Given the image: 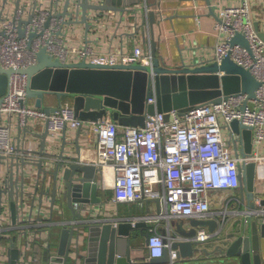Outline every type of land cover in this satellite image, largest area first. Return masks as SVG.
Segmentation results:
<instances>
[{"label":"built area","instance_id":"2783aa9c","mask_svg":"<svg viewBox=\"0 0 264 264\" xmlns=\"http://www.w3.org/2000/svg\"><path fill=\"white\" fill-rule=\"evenodd\" d=\"M65 1L0 0L2 67L14 70L29 68L36 62V53L42 48L66 65L80 61L99 66L133 62L151 64L148 13L154 11L162 19L160 1L139 0L137 5L129 8L138 12L122 14L87 9L88 34H85L84 24L80 23L79 0H68L63 14ZM103 1L88 0V3L102 5ZM211 8L217 19L214 25L216 44L209 59L220 62L229 56L238 65L249 69L261 82L254 98L237 93L220 103L195 105L182 115L171 110L168 120L163 112L146 114V124L142 128L121 127L108 115L97 121H83L75 115L68 102H62L53 113L47 114L30 102L26 74L16 71L9 75L8 88L0 102V264H9L11 241L17 250L13 260L15 264H36L45 251L47 264H64L62 260L54 261L56 255H51L49 242L52 229L58 223L64 224L61 218L54 220L56 211L64 216L59 203L56 201L54 208L50 207L51 179L43 182V175L38 176L36 165L21 166L24 158L32 162L39 157L33 154L39 144V140L34 139L39 138L31 134L41 132L45 127L48 150L54 149L64 129L68 136L79 128L81 135L91 131L96 136L94 147L88 151L93 150V164L101 171L99 188L103 201L96 205H83L81 214L89 223L111 222L117 226L131 217L133 224H147L144 231L147 234L145 260L130 258L128 264H154L150 260L162 257L164 252L168 259L158 264H178L183 259L179 257L178 249L173 248V243L189 241L190 238L179 235L171 220L180 224L189 219H206L214 215L211 210L212 193L240 188L238 165L254 162L255 179L262 178L257 164L264 162V155L259 153L264 142V41L254 25L253 10L248 0L238 5L214 0ZM122 15L123 22L119 25ZM131 16L135 18L129 21ZM142 18L147 28L146 49L138 38ZM126 28L136 32L134 36H127L131 44L122 42L119 47H113L107 41L105 52L97 49L100 44L97 37L103 35L104 30L115 33L121 30L122 38ZM19 30L23 32L22 36ZM80 30L84 31L82 35H79ZM236 33L247 40L249 49L229 43ZM153 102L154 98L147 99V103ZM233 120L252 131V153L249 155H243L241 134L228 128ZM25 131L31 133L25 134ZM108 188L111 189L109 204H134L142 210L146 200H158L159 211L139 216H120L116 211L115 215L107 216L109 208L105 190ZM58 190L57 197H60L61 191ZM258 199L257 196L256 201ZM77 206L75 203L74 207ZM226 213L227 209L220 212L221 215ZM216 233L218 230L210 233L204 227H198L194 239L203 244ZM35 245H41L44 252L37 254ZM77 245L81 248L80 242ZM75 248L73 242L70 249L74 251Z\"/></svg>","mask_w":264,"mask_h":264},{"label":"water","instance_id":"95a60500","mask_svg":"<svg viewBox=\"0 0 264 264\" xmlns=\"http://www.w3.org/2000/svg\"><path fill=\"white\" fill-rule=\"evenodd\" d=\"M204 1L209 8V14L217 19L211 8V0ZM138 3L139 0H104L102 5H93L88 3V0H79L78 8L80 7L82 12L80 23L84 24L85 34L90 32L86 19L87 9L109 10L122 14L138 12L136 9H129ZM67 5L68 0L65 1L63 14L66 13ZM122 20L123 15L118 21L119 25L122 24ZM142 21L139 28L146 49L147 28L144 26V18ZM156 23V13L150 11L147 27L152 50L151 64L133 62L99 66L80 61L66 65L51 57L45 48H42L36 53V62L29 68L14 70L4 68L0 64V102L8 88L9 75L16 71L26 74L27 96L34 102V106L45 113H53L62 102H68L72 105L75 115L83 121H97L108 115L121 127L142 128L146 124V114L163 112L168 120V112L171 110H176L182 115L195 105L220 103L237 93H245L250 98L255 97V90L261 82L249 69L238 65L229 56L223 57L220 62L208 59L187 63L183 58L176 64L165 62L158 53V44L154 36ZM19 33L20 36L23 35L20 30ZM135 33L124 32L122 35L134 36ZM259 36L264 41V33H259ZM229 43L249 49V43L240 33L231 37ZM48 98L52 99L53 103H49ZM149 98H154L155 102L147 103ZM228 128L241 134L245 150L243 155L252 153L251 129L237 120L231 121ZM26 133L31 132L25 131ZM31 135L39 138L38 148L33 151V154L39 157L32 162L24 158L21 166L26 165L27 168L36 165V172L38 176L43 175V182L51 179L50 207L54 208L53 205L57 201L63 211L70 213V220H63L65 214L61 216L60 220L64 221V224L58 223L61 228L54 233L59 237L57 254L60 260L64 264H69V258L72 256L73 264H128L134 240L137 237L144 240L147 238V234L144 233L147 224L142 222L133 224L131 217L117 226H113L111 222L100 224L95 221L90 223L85 221L81 214L82 206L99 204L102 200V195L98 194L97 189L101 171L93 162L83 161L82 157L89 153L92 143L90 141L83 143L81 128L72 136H68L64 129L61 139L52 150L46 147V127L43 131ZM54 157L55 160H49ZM238 167L242 190L241 202L244 205L233 214L237 219L231 225L232 232L225 233L226 226L233 218H227L226 215H222L223 217L218 221L216 218L189 219L187 222L176 224L178 234L190 238L189 241L173 243V248L178 249L179 257H182L185 263L258 264V235L264 236V222L258 223L250 218L262 214L264 198L256 201L258 195L254 184L255 163L250 161ZM37 185L38 182L34 188L36 191ZM56 189L61 191L60 197H57ZM40 192L42 193L43 190ZM1 193L0 189V196ZM148 202L146 200L144 206H147ZM154 202L158 207L160 206L158 200ZM75 203L79 206L74 207ZM13 207L12 204L11 209ZM245 215L248 216L247 219ZM65 221H69L70 224ZM198 227H204L210 233L218 230L216 236L211 238L214 243L211 250L202 247L200 242L194 239ZM82 230L86 232L87 237V248L83 254L77 245ZM73 238L76 248L71 251ZM10 244L8 262L15 264L13 260L17 256V250L13 241ZM167 259V254L164 252L162 257L153 258L150 262L158 264L166 262Z\"/></svg>","mask_w":264,"mask_h":264},{"label":"crops","instance_id":"0c3cea01","mask_svg":"<svg viewBox=\"0 0 264 264\" xmlns=\"http://www.w3.org/2000/svg\"><path fill=\"white\" fill-rule=\"evenodd\" d=\"M156 0H149L150 3H154ZM161 3V7L163 9V18L159 19V15L157 14V23L155 24L154 29V36L155 40L158 44V53L163 57V60L165 62H168L170 64H176V62H179L181 58H183L184 62L187 63H194L199 62L201 60H208L209 55L211 54L214 45L216 44V32H215V21L216 17H214L212 14H209V8L204 0H158ZM225 4L232 3V4H240L243 0H221ZM250 3V6L253 10V22L259 33H264V0H248ZM214 0H211V5L213 4ZM119 14V13H118ZM119 18V15H118ZM129 21H132V18H129ZM125 31H133L131 29H123ZM121 31V30H120ZM120 31L118 33L112 32V30H104L103 35L98 36L99 39V47L97 49L105 52L107 49V41H110L111 46L119 47V45L124 42H129V38L127 36H123L121 38ZM124 31V32H125ZM83 30L79 31V35L83 34ZM142 41V36L138 37ZM128 44H131L130 42ZM220 74V73H219ZM47 101L49 103H53L52 99L48 98ZM30 102L33 104L30 100ZM39 140V139H34ZM82 141L84 144L86 142H91L92 146L95 144L96 136L93 132L89 131V134L82 135ZM91 146V148H92ZM94 147V146H93ZM259 153L264 155V142L263 145L259 148ZM92 150V149H91ZM90 150V154L84 155L83 161L93 162V150ZM259 168V173L262 174V178H256L254 181L255 188H256V195H258L259 198H264V162L257 164ZM97 189L98 194L102 195V191L99 188L100 187V179L97 181ZM241 188L233 189L232 191H221L216 190L212 193V199H211V210L214 212V215H210L207 218L208 219H218L220 220L223 216L220 215V212L227 209V213L225 214L227 218L233 217V214L238 212V208L241 209L244 204H242L241 199ZM106 195V204L109 205L108 196L111 197V189L108 188L105 190ZM103 197V196H102ZM105 197V196H104ZM109 197V198H110ZM103 201V199H102ZM228 203V204H227ZM96 205V204H94ZM122 206V213L118 211V208L120 205H117L118 213H120V216H127V214L131 213L134 215H144V213L149 214H155L158 212L159 207L156 205L154 201H149L147 203V206H144V209L141 210V208H138L134 204H125ZM109 208V206H108ZM245 208V207H244ZM68 211H64L65 217H63V220H70V213L69 216H67ZM243 212V211H242ZM262 214H257L254 216H251V220H255L256 222H264V208L261 209ZM61 216L57 214V217H54L55 221H59ZM245 218L247 219L248 216L245 215ZM237 219V217L231 218V222L226 226L225 233L232 232V223ZM179 224V223H178ZM188 227V226H187ZM61 227L58 225L52 229V233L49 237V242L51 243L52 238L56 240L57 243V249H58V241L59 237L58 235H54V233L58 230H60ZM146 228V227H145ZM174 228H176L174 226ZM206 229V228H205ZM217 230V229H216ZM215 230V231H216ZM145 231V230H144ZM260 232V231H259ZM258 241V255H259V262L258 264H264V236H260ZM138 238V237H137ZM140 243L141 247L139 246V249L141 248V253L137 255L136 257L132 256V253L134 251L135 242L133 244V248L130 253V258H135L138 260H145L146 256V249H145V240L142 238ZM138 243V242H137ZM139 243V244H140ZM202 247L208 248V250H211L214 246V243L212 241H208L206 243L201 244ZM36 246V245H35ZM34 246V247H35ZM52 246V243H51ZM41 248V245H37L35 249L39 251ZM40 255V253H39ZM56 255L54 258V261H60V256H58L57 252L54 254ZM47 252L45 251V254L43 257H40V260L36 264H47ZM74 262V261H73ZM73 262L71 264H73ZM178 264H187L184 260H181Z\"/></svg>","mask_w":264,"mask_h":264},{"label":"rangeland","instance_id":"374dc122","mask_svg":"<svg viewBox=\"0 0 264 264\" xmlns=\"http://www.w3.org/2000/svg\"><path fill=\"white\" fill-rule=\"evenodd\" d=\"M110 196H108L109 199ZM109 206V210L106 213L107 216H113L116 214V210H117V206H115V204H109L107 205ZM118 211H120V213H122V206L120 205V207L118 208ZM58 211H56V214H54V217H57V213ZM119 213V214H120ZM67 216H69V213L67 212L66 214ZM172 225L175 226L178 222H175L174 220H171ZM80 236H79V242H80V246H81V252L82 254L86 252V248H87V237H86V232L85 231H80ZM142 238H137L135 241V247H134V251L132 253V256L136 257L137 255H139L141 253V248L139 249V246L141 245V240ZM138 242V243H137ZM52 246H51V255H54L57 252V243L56 240L54 238H52L51 240ZM140 243V244H139ZM141 247V246H140ZM74 256V254H72ZM73 257L70 256L69 258V264H71L73 262Z\"/></svg>","mask_w":264,"mask_h":264},{"label":"trees","instance_id":"16d2710c","mask_svg":"<svg viewBox=\"0 0 264 264\" xmlns=\"http://www.w3.org/2000/svg\"><path fill=\"white\" fill-rule=\"evenodd\" d=\"M43 250V249H42ZM41 249H39V251H37V254H39L40 253V251H41V253H43L44 252V250L42 251Z\"/></svg>","mask_w":264,"mask_h":264}]
</instances>
